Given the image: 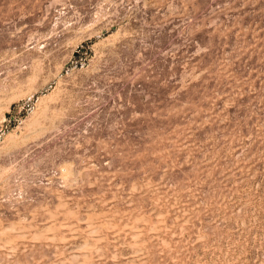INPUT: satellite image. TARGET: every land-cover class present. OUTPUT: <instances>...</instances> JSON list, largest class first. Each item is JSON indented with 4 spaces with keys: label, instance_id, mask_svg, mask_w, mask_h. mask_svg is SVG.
Returning a JSON list of instances; mask_svg holds the SVG:
<instances>
[{
    "label": "rangeland",
    "instance_id": "374dc122",
    "mask_svg": "<svg viewBox=\"0 0 264 264\" xmlns=\"http://www.w3.org/2000/svg\"><path fill=\"white\" fill-rule=\"evenodd\" d=\"M0 264H264V0H0Z\"/></svg>",
    "mask_w": 264,
    "mask_h": 264
},
{
    "label": "built area",
    "instance_id": "2783aa9c",
    "mask_svg": "<svg viewBox=\"0 0 264 264\" xmlns=\"http://www.w3.org/2000/svg\"><path fill=\"white\" fill-rule=\"evenodd\" d=\"M59 136V133L58 132H55V133H52L50 139H55ZM37 145L33 144V145H29L28 148H27V153L32 151L33 149L36 148Z\"/></svg>",
    "mask_w": 264,
    "mask_h": 264
},
{
    "label": "crops",
    "instance_id": "0c3cea01",
    "mask_svg": "<svg viewBox=\"0 0 264 264\" xmlns=\"http://www.w3.org/2000/svg\"><path fill=\"white\" fill-rule=\"evenodd\" d=\"M34 113H35V111H34Z\"/></svg>",
    "mask_w": 264,
    "mask_h": 264
}]
</instances>
